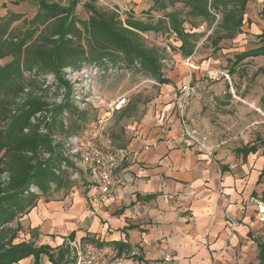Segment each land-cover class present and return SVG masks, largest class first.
<instances>
[{"label":"crops","instance_id":"1","mask_svg":"<svg viewBox=\"0 0 264 264\" xmlns=\"http://www.w3.org/2000/svg\"><path fill=\"white\" fill-rule=\"evenodd\" d=\"M94 1L100 8L116 11L122 21L154 25L163 19L165 34L146 33L170 38L173 52H179L173 54L171 68L177 66L182 43L164 15L181 10L184 17L187 8L183 0L174 4L169 0ZM156 1H164V8ZM5 2L0 0V12ZM189 22L185 20L184 29L198 32ZM154 35L149 39L151 45L163 48ZM188 57L191 70L187 73L194 74L200 66L194 64L192 55L184 61ZM167 79L173 80L169 75ZM160 90L159 97L168 89ZM179 105L176 97L170 98L157 111L155 121L123 126L124 135L120 132L117 143L125 158L115 171L117 182L112 191L101 193L89 172L81 170L80 183L70 187L68 194L51 197V192L58 190L50 189L11 221L18 230L14 243L48 245L56 252V247L68 241L85 239L114 251L122 264H257L255 240H264V219L257 212L255 197L264 205V176L259 179L264 153L259 147L246 157L234 152L240 160L233 163L231 155L226 160L211 156L207 144V150H202L185 142ZM108 119H102L103 133ZM130 129L134 130L131 138L127 137ZM166 256L170 259L164 262ZM31 260L30 256L14 264H31ZM41 262L52 264L45 255Z\"/></svg>","mask_w":264,"mask_h":264},{"label":"trees","instance_id":"2","mask_svg":"<svg viewBox=\"0 0 264 264\" xmlns=\"http://www.w3.org/2000/svg\"><path fill=\"white\" fill-rule=\"evenodd\" d=\"M20 2L13 0L12 4ZM159 2V7L164 8V1H156ZM168 2L174 4L176 0ZM182 3L187 8L184 17L181 10L165 13L164 17L181 40L180 53L189 56L202 33L187 32L183 27L186 19L192 28H197L200 22L207 23V29L212 26L213 43L217 44L240 32L247 0H183ZM36 9L24 29L17 33L11 28L20 16L14 12L0 15V60L8 59L0 65V264H14L30 256L31 264H41L44 255L52 264H73L76 257L68 244L56 247L53 252L48 245L14 243L16 231L7 227L51 187L59 190L63 173L73 172V166L60 149L63 140L81 135L75 130L76 122H84L89 111L73 107L71 85L62 71L66 68L78 71L83 63L118 60L127 69H141L158 82L170 84L169 79L163 78L160 65L166 56L165 49L147 45L139 32L163 35L167 27L163 19L154 25L122 21L116 11L100 8L94 0H69L67 4L36 0ZM210 10L219 15L217 21ZM262 55L264 37L258 47L235 54L231 66ZM260 69L264 71V66ZM25 72L38 89L24 84ZM48 75L54 77L50 83H46ZM127 104L118 111L121 117L130 116V111L136 108L135 102ZM64 113L65 121L61 118ZM68 114L74 119L72 123H68ZM56 128L59 133H55ZM260 145L264 147V140ZM257 150L258 145L247 143L234 152L246 157ZM262 176L264 163L259 179ZM261 199L264 201V190ZM69 237L72 239L73 234ZM255 242L257 264H264V240Z\"/></svg>","mask_w":264,"mask_h":264},{"label":"rangeland","instance_id":"3","mask_svg":"<svg viewBox=\"0 0 264 264\" xmlns=\"http://www.w3.org/2000/svg\"><path fill=\"white\" fill-rule=\"evenodd\" d=\"M12 1L6 0L0 13L4 15L14 12L20 16V19L15 21L11 28L12 32L17 33L22 31L26 26V21L34 16L37 10L36 0H21L19 4H12ZM243 17L244 21L240 32L233 38L220 40L217 44L213 43V27L207 29V23L200 22L198 26L204 25L205 30L196 32L202 33V35L196 41L191 54L194 64L200 66L199 69L194 74L187 73L191 69L183 59L186 56L181 54L176 57L177 66L163 73V78L167 79L169 75L173 79L167 87H163L165 83L158 82L144 74L141 69H127L118 60H108L109 65L106 66L103 63L97 64L99 71H104L100 73L95 72L92 66L90 67L92 62L90 64L83 63L78 71L64 69L62 72L71 85L70 97L73 107L89 112L86 115V120L84 122L77 121L78 128L74 127L81 134L79 136L83 139V142H80L82 144H74L76 143L74 139H66L62 142L60 150L73 166V172L62 174L63 185L59 189L61 191H52L51 197L68 194L70 187L80 183L81 170L86 171V167L71 156L76 155L75 157L79 159L77 156L80 153L82 156H90L105 151H124L117 143L120 132L124 135L123 126L131 128L141 124L143 120L155 121L157 111L165 106L170 98L174 100L179 95L180 85L187 82L190 83L191 93L184 103L182 115L187 128L195 130L198 137H205V145H208L211 156L226 160L231 155L232 162L239 163L240 156L236 155L234 151L248 142L257 144L259 152L264 153V147L260 145V141L264 140V71L260 69L264 66V55L249 57L236 66H231L235 54L256 48L262 43L264 0H247ZM141 35H143L145 43L151 45L152 41L149 39L154 34L142 32ZM208 35L209 38H207ZM154 37L156 36L154 35ZM157 37L159 43L168 39L163 36ZM176 52L177 50H174V53ZM7 60H0V65ZM231 70L234 72H230ZM29 77L30 74L25 72L24 84L34 90L38 89ZM53 78L48 75L46 83L52 82ZM161 87L168 90H165L159 97ZM174 93L176 96L173 98L171 94ZM122 95L128 101L127 106L134 102L136 104L135 110L130 111V116L121 117L120 114H110V104ZM155 99L157 100L155 101ZM179 102L182 104L181 101ZM63 115L61 118L65 121L67 114ZM68 116V123H72L74 119L71 114ZM104 116L109 117L106 133H103V128H101L103 125L99 124ZM97 125L100 127H96ZM133 132L134 130L130 129L127 137L131 138ZM55 133H59L58 128ZM109 135L111 140L109 138L108 140L112 143L96 144L90 148L86 144L92 142L91 139L96 140L99 136L109 137ZM219 166L221 165L219 164ZM262 182H264V178ZM255 199L258 208L260 198L255 197ZM257 212L264 219V212L259 208ZM7 227L18 231L16 224H9Z\"/></svg>","mask_w":264,"mask_h":264},{"label":"built area","instance_id":"4","mask_svg":"<svg viewBox=\"0 0 264 264\" xmlns=\"http://www.w3.org/2000/svg\"><path fill=\"white\" fill-rule=\"evenodd\" d=\"M211 13L215 16L216 21L219 19V15L212 12ZM199 31H204V25L198 26ZM173 36H175L174 33L171 32ZM162 46L166 51V56L163 57L160 60L161 65V71L164 73L165 70L170 69L174 64V52L171 47V40H165L162 42ZM190 58L188 57L186 59V62L188 65L190 62ZM103 65H109L108 61H104ZM134 65L138 67V63L135 62ZM94 69L95 72L100 73L104 71H99V66L97 63H91L90 67ZM98 66V67H97ZM96 73V74H97ZM191 93V87L190 83H183L179 87V95L176 96L178 101H181L182 104H180V128H181V134L183 136V140L187 143H190L192 145H196L202 150H207V146L205 145V137H198L197 132L195 130H191L190 128H187L185 119L183 118L182 111L184 107V103L186 102L187 98L189 97ZM57 102H60V98L56 100ZM127 99L124 95L118 97L113 101L109 106L110 113H115L120 111L126 104ZM180 103V102H179ZM45 115V113H43ZM36 116H39L37 114ZM100 118V117H99ZM99 124L102 126L103 120L99 122ZM100 125H97L96 127H100ZM103 128V127H101ZM74 139L76 143L78 144L80 142H83L80 136H73L72 138H68L67 140ZM77 140V141H76ZM92 142L86 143L87 146L93 147L96 144H107L109 143V140L104 136H99L96 138V140L91 139ZM97 141H100L99 143ZM82 144V143H80ZM87 148V147H86ZM146 148V147H145ZM76 156V155H75ZM75 156L73 159L78 160L79 163L83 164L84 167H86V170L91 175V178L97 184L98 188L100 189L101 193H108L113 190V187L116 186V178L114 176L115 171L121 166V164L124 161L125 153L124 151H118V152H108L105 151L104 153H94L90 156H82V154H78L76 158ZM31 191H34V187L29 188ZM233 225V223H232ZM69 247L72 249V251L75 254V262L74 264H122V259L116 255V253L108 248L97 246L95 244L82 241L81 239H74L71 241H68ZM169 257H164L163 261L167 262L169 261Z\"/></svg>","mask_w":264,"mask_h":264},{"label":"bare ground","instance_id":"5","mask_svg":"<svg viewBox=\"0 0 264 264\" xmlns=\"http://www.w3.org/2000/svg\"><path fill=\"white\" fill-rule=\"evenodd\" d=\"M258 208L260 209V211L264 212V205L263 204L259 205Z\"/></svg>","mask_w":264,"mask_h":264}]
</instances>
